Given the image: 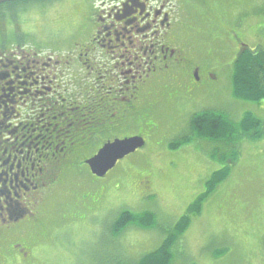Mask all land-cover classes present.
Wrapping results in <instances>:
<instances>
[{
  "label": "rangeland",
  "instance_id": "374dc122",
  "mask_svg": "<svg viewBox=\"0 0 264 264\" xmlns=\"http://www.w3.org/2000/svg\"><path fill=\"white\" fill-rule=\"evenodd\" d=\"M79 2L81 10L67 16L73 19L75 30L84 25L86 5L97 12H107L109 7L104 0ZM210 2V12H197L194 6L187 9L190 19L185 18L184 29L194 47L186 44L184 31L179 30L192 64L189 68L197 66L201 73L205 67L209 83L194 84L190 73L189 77H180L175 72L169 88L154 92L149 101L155 129L145 146L118 161L104 178L83 172L64 178L62 192L54 191L59 196L49 195L43 206H38L40 220L35 222L37 215L35 223L22 222L4 235L0 264H135L142 255L156 249L168 232L174 236L170 264H264V130L258 138L239 135L230 144L195 142L191 138V144H181L172 152L166 150L169 142L165 137H191L189 119L204 110L226 113L233 122H239L243 112L252 113L264 123L263 101L256 105L232 94L231 64L236 50L230 40L231 31L247 29L239 26L243 16L261 21L258 13L264 12V0ZM55 4L53 0L21 3L1 8L0 14L7 19L24 17L26 23L27 17L32 33L39 38H50L52 31L64 39L57 30V21L67 5L59 4L58 8ZM213 14L221 23L208 22ZM44 24L48 27L41 29ZM202 24L204 33L200 31ZM4 26L0 23V30ZM23 26L17 23L12 26L14 30L7 29L0 35V45L11 43ZM221 30L226 31L224 36ZM17 36L23 37L21 33ZM245 41L253 43L252 38ZM50 43L56 44L53 40ZM58 46L62 52L68 48L66 41ZM95 56L101 64L103 57L98 53ZM192 83L194 87L189 91ZM144 129V124L138 122L128 131L138 133ZM223 167L229 169L227 178L204 198L196 215L175 229L188 206L205 191L210 174ZM123 211L149 213L152 225L148 229L128 224L112 234L111 224ZM21 236L34 247L24 262L8 253L9 244Z\"/></svg>",
  "mask_w": 264,
  "mask_h": 264
},
{
  "label": "flooded vegetation",
  "instance_id": "af4514ba",
  "mask_svg": "<svg viewBox=\"0 0 264 264\" xmlns=\"http://www.w3.org/2000/svg\"><path fill=\"white\" fill-rule=\"evenodd\" d=\"M53 1L54 7L67 5L57 21L64 39L52 31L50 38H39L27 17L26 23L24 17L0 15V23L5 24L0 35L24 23L17 34L22 38L15 31L11 43L0 45V241L22 222L40 220V208L48 196L56 189L62 192L63 178L89 174L84 161L106 143L141 135L146 144L155 129L148 117L149 101L154 92L169 88L175 72L180 77L190 73L194 84L209 83L205 67L201 73L197 66L189 72L192 64L179 30L184 31L186 44L194 47L184 29L185 18L190 19L187 9L194 6L197 12H210L212 0H104L109 2L107 12L85 4L86 19L78 30L67 16L79 12L81 2ZM258 15L261 21L243 16L239 26L247 29H238L239 33L235 27L230 32L235 56L264 48V12ZM207 20L221 23L217 14ZM251 20L256 23L249 25ZM202 25L200 31H205ZM65 41L68 48L64 46L67 49L62 52L58 45ZM96 53L103 57L101 64ZM138 122L145 129L130 133L129 127L135 128ZM165 139L167 151L178 149L172 137ZM25 241L24 236L15 239L8 253L26 259L31 244Z\"/></svg>",
  "mask_w": 264,
  "mask_h": 264
},
{
  "label": "trees",
  "instance_id": "16d2710c",
  "mask_svg": "<svg viewBox=\"0 0 264 264\" xmlns=\"http://www.w3.org/2000/svg\"><path fill=\"white\" fill-rule=\"evenodd\" d=\"M37 1L43 0H17L0 6L7 7L12 4ZM191 70L189 68V72ZM231 85L232 94L237 99L256 105H259L258 102L260 101L264 102V48L243 54L238 53L235 56L232 63ZM154 104L156 105V103ZM148 117L150 118V115ZM188 127L192 133L190 138H193L195 142H203L202 140H204L207 143L226 142V144H230L239 135L250 138L260 137L264 130V123L252 113L243 112L239 122H233L226 113L204 110L194 113L190 117ZM181 143L178 144L176 142L173 144V147L176 148ZM228 174L229 169L227 167H223L210 174V177L205 182V191L189 205L182 219L176 224L175 229L179 230L182 228L191 216L198 213L201 207L200 203L214 192V189L227 178ZM64 186H67V184H64ZM128 224H135L138 227L149 229L152 225V215L149 213L135 215L128 211H123L112 222L111 233H118L121 228ZM173 240L174 236L168 232L156 249L142 255L135 264H170L172 260Z\"/></svg>",
  "mask_w": 264,
  "mask_h": 264
},
{
  "label": "water",
  "instance_id": "95a60500",
  "mask_svg": "<svg viewBox=\"0 0 264 264\" xmlns=\"http://www.w3.org/2000/svg\"><path fill=\"white\" fill-rule=\"evenodd\" d=\"M14 0H0V4ZM144 141L141 137H131L112 144H106L99 152L87 160L85 164L89 167L92 175L101 178L111 170L118 160L141 148Z\"/></svg>",
  "mask_w": 264,
  "mask_h": 264
},
{
  "label": "bare ground",
  "instance_id": "6f19581e",
  "mask_svg": "<svg viewBox=\"0 0 264 264\" xmlns=\"http://www.w3.org/2000/svg\"><path fill=\"white\" fill-rule=\"evenodd\" d=\"M145 104V103H144ZM252 112V111H251Z\"/></svg>",
  "mask_w": 264,
  "mask_h": 264
}]
</instances>
